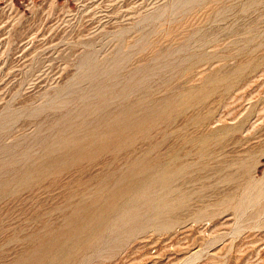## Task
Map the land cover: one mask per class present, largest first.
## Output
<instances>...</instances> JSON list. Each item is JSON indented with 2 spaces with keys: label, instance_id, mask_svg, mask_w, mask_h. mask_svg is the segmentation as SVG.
Listing matches in <instances>:
<instances>
[{
  "label": "rangeland",
  "instance_id": "374dc122",
  "mask_svg": "<svg viewBox=\"0 0 264 264\" xmlns=\"http://www.w3.org/2000/svg\"><path fill=\"white\" fill-rule=\"evenodd\" d=\"M126 106L153 117L77 138ZM58 238L63 264H264V0H0V264Z\"/></svg>",
  "mask_w": 264,
  "mask_h": 264
},
{
  "label": "bare ground",
  "instance_id": "6f19581e",
  "mask_svg": "<svg viewBox=\"0 0 264 264\" xmlns=\"http://www.w3.org/2000/svg\"><path fill=\"white\" fill-rule=\"evenodd\" d=\"M133 110H134L133 107H130V106L124 107L122 109V111H120L119 114H117V116L115 118H113V121L116 122V125H114L113 127L109 128L108 130H105L102 134H100V132H99V126H98L99 124H94L93 126H91L92 124L86 125L85 129H87L89 127L88 134L83 136V137H77V138L78 139L86 138L84 140H87V141L91 140V143L97 142L95 145L92 146V148H96L93 151H97L98 149L104 147V144L106 142V140H105L106 138L111 137L115 133H118V132H121V131L125 130L128 126H130L129 124L134 123V121L143 122L148 117H149L148 119L153 117V116H151L150 113H147V114H143L142 116H140V117H138V118H136L134 120V118L132 117V115H134ZM98 137H101L102 139L98 140L97 139ZM63 147L66 148L65 146H63ZM64 148L62 149V153L66 154L67 150L64 149ZM90 150L91 149H89L88 152H86L87 151L86 150L85 152L88 153V155H93V152L92 151L90 152ZM51 163H52L51 161H50V163L49 162H41V164L38 167H35V168H33L32 170L29 171V173L27 174L25 179L27 180V178L29 176H36L37 174H39L40 172L44 171L45 169H48ZM144 168H145V170L147 169V167H144ZM170 169L172 170V168H170ZM169 175H172L171 172L165 171V172H163V174H160L159 177L155 178L154 180L152 179L153 181L150 182V180H149V182L146 183V186H144L142 188L143 189L142 196H146V195L148 196V194L150 193V190L152 188V185L154 184L156 179L168 181V178H169L168 176ZM132 188H133V186L129 187L128 190H126V191H130V190H132ZM125 192L123 190L112 192V194L110 195V197L108 198V200L106 202V206L103 209L96 210L95 212H93L89 216L88 222L85 223V225H83V227L75 225L76 233L77 232L86 231L88 229L90 230V229H93L95 226H97L99 224L106 223L107 222V218H108V214L111 211V208L115 207L118 204V200H119L120 196L123 193H125ZM59 233H60V231H59ZM98 234H100V233L93 234L90 242L92 240H94V239H98L99 238ZM56 236H58V235H56ZM58 240H59V238L57 240L53 241L49 248L45 249V248L42 247V248L38 249L37 252L34 254V256L32 258L25 259L23 262H21V264H63V263H65L63 261L65 259H61V253L62 252H61L60 249H57V251L54 254L52 253L53 255L49 258L51 252L54 251V248L58 247Z\"/></svg>",
  "mask_w": 264,
  "mask_h": 264
}]
</instances>
